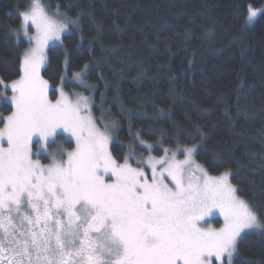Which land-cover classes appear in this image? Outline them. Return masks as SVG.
<instances>
[{
    "label": "snow or ice",
    "instance_id": "obj_1",
    "mask_svg": "<svg viewBox=\"0 0 264 264\" xmlns=\"http://www.w3.org/2000/svg\"><path fill=\"white\" fill-rule=\"evenodd\" d=\"M17 7L18 23L6 38L22 35L29 46L17 78H0V101L11 107L0 113V264H234L247 235L264 237V215L232 183L235 173L211 174L223 167L222 154L212 149L204 164L197 162L209 136L199 126L177 129L199 143L164 148L159 157L151 153L170 142L164 131L153 144L130 130L131 151L123 162L113 155L118 125L105 119L95 102L98 83L88 79L99 61L72 71L65 51L59 94L50 99L42 75L48 52L74 33L82 38L83 13L72 17L60 5L50 11L44 0ZM260 15L264 8L249 5L245 25ZM112 26L123 31L117 20ZM98 80L103 97L108 83L103 74ZM67 84L90 95L67 92ZM137 142L150 154L134 165ZM217 214L223 224L213 227L209 219Z\"/></svg>",
    "mask_w": 264,
    "mask_h": 264
},
{
    "label": "trees",
    "instance_id": "obj_2",
    "mask_svg": "<svg viewBox=\"0 0 264 264\" xmlns=\"http://www.w3.org/2000/svg\"><path fill=\"white\" fill-rule=\"evenodd\" d=\"M28 2L0 0V78L9 83L17 78L19 57L28 43L6 38V32L18 23L15 13L22 8L17 6ZM44 2L51 10L60 5L72 17L83 13L82 38L74 33L62 47L48 52L42 75L49 81L52 99L61 85L65 51L72 71L99 61L88 79L98 83L95 102L102 106L105 119L118 125L115 146H110L114 156L123 161L137 130L153 144L159 143L161 131L170 137L152 152L159 157L164 148L199 143L194 135H177V129L194 131L199 126L209 136L197 162L204 164L209 150L221 153L224 165L211 174L231 169L232 183L264 215V15L252 25L244 23L248 6L264 8V0ZM113 20L123 31L112 26ZM101 74L108 83L103 97ZM65 91L90 95L73 84L65 85ZM129 110L137 115L129 118ZM10 111V104L0 101V113ZM95 114L99 117L101 110ZM135 151L149 155L138 142ZM247 261L264 264V237L252 233L239 243L234 264Z\"/></svg>",
    "mask_w": 264,
    "mask_h": 264
},
{
    "label": "rangeland",
    "instance_id": "obj_3",
    "mask_svg": "<svg viewBox=\"0 0 264 264\" xmlns=\"http://www.w3.org/2000/svg\"><path fill=\"white\" fill-rule=\"evenodd\" d=\"M50 11H55V10H51L50 9ZM20 39H23V40H25V41H27L26 40V38H24L22 35H21V37H20ZM19 39V40H20ZM29 46V45H28ZM48 63V62H47ZM47 65V64H46ZM45 65V66H46ZM59 93H57V95H58ZM9 95H11V92H10V90H9ZM56 95V96H57ZM49 96H50V88H49ZM56 96H55V98H56ZM54 98V99H55ZM50 99H52L51 98V96H50ZM53 99V100H54ZM3 102V101H2ZM8 104H10V103H8ZM74 146V145H73ZM178 146H180V145H176V146H174V148H172L171 150H173V151H175L176 149H177V147ZM66 147V146H65ZM180 147H183V146H180ZM144 149V148H143ZM70 150V149H69ZM145 151H147L146 149H144ZM147 153L148 154H150L148 151H147ZM164 154V153H163ZM162 154V155H163ZM146 154H144V152H136V155L134 156V158H133V160H132V163L135 165L137 162H139L141 159H146L147 157H148V155H146ZM151 155H152V153H151ZM161 155V156H162ZM156 157V156H155ZM178 157L180 158V159H183V155L182 154H180V153H178ZM43 162H45V163H47L48 161L47 160H45V161H43ZM123 162V161H122ZM151 175V172H150V170H149V176ZM214 220H216V221H219V223H220V225L219 226H215L214 224H213V221ZM209 222H210V224L213 226V227H220V226H222V224H223V220H222V218L221 217H219L218 216V214L216 215V216H214V217H212V218H210L209 219Z\"/></svg>",
    "mask_w": 264,
    "mask_h": 264
}]
</instances>
